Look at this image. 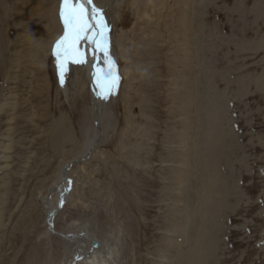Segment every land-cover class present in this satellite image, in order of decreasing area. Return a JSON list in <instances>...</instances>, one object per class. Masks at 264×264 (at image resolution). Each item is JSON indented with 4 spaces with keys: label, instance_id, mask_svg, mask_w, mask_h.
<instances>
[{
    "label": "rangeland",
    "instance_id": "1",
    "mask_svg": "<svg viewBox=\"0 0 264 264\" xmlns=\"http://www.w3.org/2000/svg\"><path fill=\"white\" fill-rule=\"evenodd\" d=\"M120 1L106 136L72 165L55 229L111 237L118 264H264V0ZM52 6L0 0V264H62L73 247L45 232L40 198L83 150L90 85L61 92Z\"/></svg>",
    "mask_w": 264,
    "mask_h": 264
},
{
    "label": "bare ground",
    "instance_id": "2",
    "mask_svg": "<svg viewBox=\"0 0 264 264\" xmlns=\"http://www.w3.org/2000/svg\"><path fill=\"white\" fill-rule=\"evenodd\" d=\"M92 2L96 8H98L102 11L103 19L105 20V22L108 25L109 31L107 33V37H108V51H109L110 46H111V45H109V41L111 39V35L113 32V31L111 32V30L114 26L113 24L115 22L119 23V21H120L121 31H123V27H124L123 23L125 21L123 22L121 20V18L123 19V17H122L123 12H121V1L120 0H92ZM146 2H148V1H146ZM52 4H53V6H52L53 8H52L51 14L48 16V18L46 20L47 21L46 26H47V31L53 32V35L48 39V42L44 48L45 57L48 54H50L51 42L62 31V25H63L62 36L64 35V32H65L63 21L61 20L62 25H60L61 22H59V12H60V8H61V1L60 0H52ZM150 18H151V16H150ZM62 36H60V38ZM123 37H124V34H122V37L120 36V38L118 37V39H116L118 42V45H121L120 43L123 41ZM78 47L80 48V50L83 53H85L86 62L85 63L68 62L66 65L67 70L64 73L63 84L60 81V73H59V70L57 68V59L55 56H54V59H55V65H56L58 77H59V86L62 90L61 92H63L62 94H64L65 97L66 96L68 97V95L71 93V88L73 89V92L75 93V95L77 97H81L85 85H87V89H88V86L90 85L89 86V88H90L89 89L90 104H89L88 108L83 110L84 116L88 114L87 115L88 119L91 122L90 127L86 129L87 131L89 129L90 133H89V136L87 137V139L85 141L83 150L81 152L77 153L72 159L64 162L61 165L60 170L58 172V177L53 182L51 187H49L47 189L46 193L43 194L42 197L40 198L42 201L41 208H42V212H43L44 224L46 226L45 232L47 234L48 233L57 234L60 237H62L63 239H65V240H67L73 244V247L70 250L69 256L64 259L62 264H118V261L116 263V259L113 255L112 239L110 240L111 237H108V238H106V240H104L102 238L94 236L92 231H90L86 228H83V226H81L79 229H77L75 231H59V230H56L54 228V222H53L54 220L53 219H54L55 214L57 213L59 208L62 207V205L69 199V197L71 195L70 190L72 187V177L70 175V170H71L72 166L67 170L64 169L65 166L68 165L69 163H72V165L75 163H83L92 157L96 147L100 144L102 139L105 138L104 136H106L105 132H106V128L108 125L107 123H109V120L111 118V113L109 111H107V109L104 108V99L105 98H102L100 95V92H101L100 82L96 79L97 75H101V76L103 75V73H98V69H104L105 72H107V70H108V67L104 63L103 53L97 52L95 54V58H94V55H93L94 45H91L87 40H81L79 42ZM122 47H126V46L122 45ZM109 55H110V52H109ZM47 58H49V57H47ZM118 58L121 59L122 55L118 54ZM70 67H71L70 72L72 75H71V80L69 81V77H68L69 74L67 76V73H68V69ZM83 71L85 72L84 75H85V81L86 82H84ZM122 74H123V78L125 80L129 78V74H128L127 70L122 69ZM122 90L123 89H120V93H119L118 98H120ZM106 97L108 99H110V94L106 95ZM214 100H215L214 97H210L209 101L207 103V107H206L207 108L206 113L210 114V116H212V117L214 114H216V108H217V105H216ZM119 101H120V99H119ZM111 103H112V101H111ZM212 120H213V118L209 120L210 125L208 127H210V129H211L210 132L213 133L214 131H217L218 127L214 128L215 125H214V121H212ZM95 122H97V124H95ZM86 130L84 129V131H86ZM218 138H220L219 134L216 135V139H218ZM209 139H210V142H212V144L214 145L212 136L209 137ZM94 143H96V144L92 148ZM211 198H213V197H211ZM211 200L212 199L208 198V200H207L208 203L207 202H205V203L210 204V202H211L213 205H215V201H213V200L211 201ZM214 200H216V199H214ZM60 201H62V202L60 203ZM47 213H49L48 220L46 219ZM208 219H209V217H208ZM49 223H50V225H52V230H50V228H49ZM203 238H205V237H203ZM91 241H96L97 246L91 247V245H90ZM210 243H211V241H210ZM212 244H213V242H212ZM202 253H203V250L201 247V249L199 251H197L198 257L199 256L201 257ZM159 260L160 259H158V261ZM119 264H123V263H121V261H119Z\"/></svg>",
    "mask_w": 264,
    "mask_h": 264
},
{
    "label": "snow or ice",
    "instance_id": "3",
    "mask_svg": "<svg viewBox=\"0 0 264 264\" xmlns=\"http://www.w3.org/2000/svg\"><path fill=\"white\" fill-rule=\"evenodd\" d=\"M60 18L64 23V35L57 40L53 55L57 59V68L60 73V81L63 84L66 65L71 63H85V53L78 47L81 40H87L94 45L93 55L103 53L104 63L108 67L98 69L96 79L100 82L102 98L111 94L118 85L119 76L115 69V63L111 60L108 51V25L103 19L102 11L95 7L92 0H62ZM94 22V23H93Z\"/></svg>",
    "mask_w": 264,
    "mask_h": 264
},
{
    "label": "water",
    "instance_id": "4",
    "mask_svg": "<svg viewBox=\"0 0 264 264\" xmlns=\"http://www.w3.org/2000/svg\"><path fill=\"white\" fill-rule=\"evenodd\" d=\"M95 124H97V122H95ZM96 143H97V142H96ZM96 143H94V145L92 146V148L95 146ZM74 162H75V161H74ZM74 162H73V163H74ZM71 166H72V163H69L68 165L65 166L64 169L67 170V169H69ZM61 202H62V201H60V203H61ZM48 218H49V213L46 214V219L48 220ZM49 228H50V230H52V225H50V223H49ZM90 245H91V247H96V246H97V242H96V241H91V244H90Z\"/></svg>",
    "mask_w": 264,
    "mask_h": 264
},
{
    "label": "crops",
    "instance_id": "5",
    "mask_svg": "<svg viewBox=\"0 0 264 264\" xmlns=\"http://www.w3.org/2000/svg\"><path fill=\"white\" fill-rule=\"evenodd\" d=\"M55 228V227H54ZM62 238V237H61Z\"/></svg>",
    "mask_w": 264,
    "mask_h": 264
}]
</instances>
